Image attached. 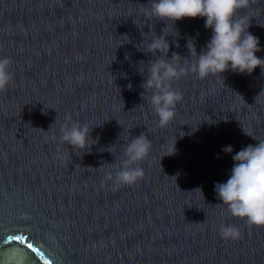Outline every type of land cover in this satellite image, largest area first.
<instances>
[{
    "label": "water",
    "instance_id": "95a60500",
    "mask_svg": "<svg viewBox=\"0 0 264 264\" xmlns=\"http://www.w3.org/2000/svg\"><path fill=\"white\" fill-rule=\"evenodd\" d=\"M147 3L0 0V58L13 74L0 92V264H264V226L233 216L214 190L235 153L264 140V72L174 81L183 99L160 127L141 86L140 61L155 57L137 48L150 30ZM240 15L252 17L264 58V0ZM153 23L161 34L165 22ZM204 25L176 21L169 56H188L189 39L199 52L212 34ZM68 118L93 128L90 152L60 143ZM141 133L152 145L136 165L143 177L108 179ZM228 224L239 238L221 237Z\"/></svg>",
    "mask_w": 264,
    "mask_h": 264
},
{
    "label": "clouds",
    "instance_id": "9594fccd",
    "mask_svg": "<svg viewBox=\"0 0 264 264\" xmlns=\"http://www.w3.org/2000/svg\"><path fill=\"white\" fill-rule=\"evenodd\" d=\"M254 2L255 0H148L145 4L147 7L142 11L147 21L145 25L150 30L142 32L143 40L137 44V48L155 57L147 64L140 61L141 66H146L147 74L141 67L140 72L145 76L142 88L145 91L152 90L150 104L159 117L160 127L167 126L174 119L176 105L183 99L182 92L173 87L174 81L189 74H195L199 79L209 75L223 76L229 70L251 74L257 67L264 72V58L256 55L261 50L259 38L248 31L252 17L240 15V10L248 9ZM197 17L205 18L204 26L212 33L209 41L197 52L194 41L189 39L186 44L188 56H181L177 52H172L169 56L170 43L167 37L179 36L175 30V22ZM153 21L165 22L161 34L155 32ZM169 23L173 25L176 35L165 32ZM153 32L155 35L145 36V33ZM173 43L176 47L180 46L175 39ZM11 64L10 57L0 58V92L5 91L13 79ZM128 87L131 88V84ZM92 129L87 124L71 122L68 118L60 126L59 141L71 146L73 152L79 149L81 156L85 151H91L93 144L89 141L94 140L91 136ZM95 141L97 143L98 138ZM151 147V140L144 133L132 137L124 146L125 158L117 166L118 170L114 176L111 172L107 173V178L114 179L117 184L136 183L144 175L143 169L136 165L149 155ZM175 151L174 145L171 154ZM222 151L231 153L233 147L225 146ZM233 160L235 163L230 178L226 183L217 182L214 186L217 198L227 205L233 216L244 219L248 226H264V140L242 148L235 153ZM219 232L224 239H237L240 236L239 228L231 224L221 225Z\"/></svg>",
    "mask_w": 264,
    "mask_h": 264
},
{
    "label": "snow or ice",
    "instance_id": "6c2138e0",
    "mask_svg": "<svg viewBox=\"0 0 264 264\" xmlns=\"http://www.w3.org/2000/svg\"><path fill=\"white\" fill-rule=\"evenodd\" d=\"M8 239H15V240H19L20 239V237L19 236H16V237H8ZM33 246H32V244H28V248H32Z\"/></svg>",
    "mask_w": 264,
    "mask_h": 264
}]
</instances>
